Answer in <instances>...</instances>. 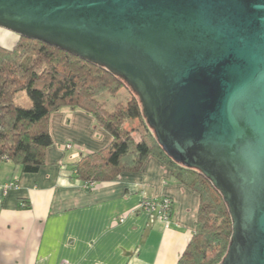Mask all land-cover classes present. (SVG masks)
I'll return each mask as SVG.
<instances>
[{"label":"water","instance_id":"obj_1","mask_svg":"<svg viewBox=\"0 0 264 264\" xmlns=\"http://www.w3.org/2000/svg\"><path fill=\"white\" fill-rule=\"evenodd\" d=\"M0 28L119 76L163 151L221 194L219 264H264V0H0Z\"/></svg>","mask_w":264,"mask_h":264},{"label":"crops","instance_id":"obj_2","mask_svg":"<svg viewBox=\"0 0 264 264\" xmlns=\"http://www.w3.org/2000/svg\"><path fill=\"white\" fill-rule=\"evenodd\" d=\"M17 40L0 30L1 46ZM48 128L52 144L38 172L0 163V264H176L195 227L197 193L153 155L139 172L86 188L74 163L107 146L110 134L67 106L51 113ZM160 196L172 200L167 226L139 207Z\"/></svg>","mask_w":264,"mask_h":264},{"label":"trees","instance_id":"obj_3","mask_svg":"<svg viewBox=\"0 0 264 264\" xmlns=\"http://www.w3.org/2000/svg\"><path fill=\"white\" fill-rule=\"evenodd\" d=\"M122 88L130 90L124 103L117 102L107 110L98 100L102 93L115 95ZM20 91L31 99L30 107L14 103ZM65 106L92 115L112 138L104 148L87 152L74 163L76 177L94 185L122 172H139L149 155L161 159L176 181L199 197L194 230L176 264H219L232 233L221 194L200 172L177 164L163 151L142 116L137 96L123 80L36 39L18 36L11 48L0 45V163L10 161L22 173L38 172L52 144L49 117ZM134 120L142 126L138 138L135 127H126Z\"/></svg>","mask_w":264,"mask_h":264},{"label":"rangeland","instance_id":"obj_4","mask_svg":"<svg viewBox=\"0 0 264 264\" xmlns=\"http://www.w3.org/2000/svg\"><path fill=\"white\" fill-rule=\"evenodd\" d=\"M0 30H6V29H3V28H0ZM8 31V30H7ZM11 32V31H9ZM13 33V32H12ZM16 34V33H14ZM129 91L128 89L126 88H122L120 89V91L115 94V95H110L108 93H102L98 100L103 102L104 103V106L107 110L111 109V107L117 103V102H122L124 103L125 100L128 98L129 96ZM14 103L15 104H18L22 107H30L32 102H31V99L27 96L26 92L25 91H20L18 92L15 97H14ZM126 127L128 129H132L133 127L136 128L135 130V133H134V136L136 138L139 137V132L140 130L142 129V126L139 125L138 121L137 120H134L131 124H126Z\"/></svg>","mask_w":264,"mask_h":264},{"label":"built area","instance_id":"obj_5","mask_svg":"<svg viewBox=\"0 0 264 264\" xmlns=\"http://www.w3.org/2000/svg\"><path fill=\"white\" fill-rule=\"evenodd\" d=\"M69 144H66V147H69ZM14 185L13 183L7 184L6 187H11ZM90 187L93 186L92 181L84 182V187ZM139 207L141 209L146 210L147 212L154 214L161 222L164 223L165 226H167L170 222V214H171V207H172V201L167 196H160L159 198H153V199H145L141 201L139 204ZM123 218H119V221H121Z\"/></svg>","mask_w":264,"mask_h":264}]
</instances>
